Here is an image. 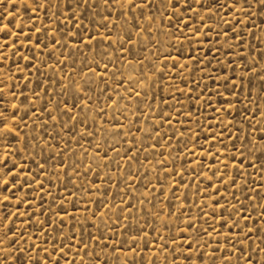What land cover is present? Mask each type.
<instances>
[{"label": "rangeland", "instance_id": "374dc122", "mask_svg": "<svg viewBox=\"0 0 264 264\" xmlns=\"http://www.w3.org/2000/svg\"><path fill=\"white\" fill-rule=\"evenodd\" d=\"M231 2L213 19L207 18V3L202 7L195 0L190 3L198 12L180 5L178 14L161 0L143 8L128 0L0 3V112L15 129L0 136V201L10 197L0 203V235L8 233L3 247L23 233L19 243L12 242L16 249L31 251L26 246L35 243L32 257L39 255L46 264H213L207 256L185 261L184 241L193 240L207 253L227 245L232 264H246L248 253L252 264H264V155L259 150L264 144L254 154L245 149L250 125L264 126V80L259 79L264 76V9L249 0V18L233 14ZM205 22L215 27H204ZM225 76L236 81L227 90ZM229 101L231 114L216 111ZM65 105L76 120L69 119ZM213 133L227 149L209 144ZM256 139L264 140V134ZM209 148L229 164L224 179L230 186L220 187V203L227 208L218 211L228 216L239 205L236 219L244 232L252 229L251 240L239 227L232 244L221 243L216 233L197 237V230L182 231L185 221L195 219L211 232L198 204L203 201L210 213L209 196L216 193L195 163L213 164L210 157L205 160ZM238 149L245 150L243 157ZM241 160L243 175L231 168ZM216 167L226 171L222 163L204 171L211 176ZM233 176L237 185H231ZM243 214L249 220L240 219ZM228 225L216 223L225 234L232 231L231 219ZM56 245L64 248L63 255L52 251ZM132 248L136 251L129 256ZM216 256L215 264H227L223 251Z\"/></svg>", "mask_w": 264, "mask_h": 264}, {"label": "snow or ice", "instance_id": "6c2138e0", "mask_svg": "<svg viewBox=\"0 0 264 264\" xmlns=\"http://www.w3.org/2000/svg\"><path fill=\"white\" fill-rule=\"evenodd\" d=\"M2 2H3V0H0V3H2ZM24 2H25V4H27V0H24ZM37 2H38V6H41L39 4V0H37ZM103 2H104L105 5H109V0H103ZM116 2H117V0H112L113 4H115ZM152 2H153V0H144L143 4L136 5L135 4V0H128V3L133 5L134 7H142V8L143 7H148L149 5L152 4ZM195 2H196V4H199L202 7H203V5L205 3H207V13H208L207 18L208 19H213L217 15V12L225 11L226 10V4H227V0H225L224 3H221L220 0H195ZM80 3L84 4V5H87L89 3V0H80ZM161 3H165L167 7L172 8V10L175 13H177V14L180 12V5L185 7V9H191L192 11H197L198 12L197 9L192 8L190 0H161ZM237 5H240L239 9H237V7H236ZM246 5H249V6L246 7ZM75 6H79V4H77ZM256 6L261 8V9H264V0H256ZM230 7L232 9L233 14L239 12L241 15H248L249 18H251L252 14L249 11V8L251 7V5L249 4V0H232V2L230 4ZM28 10L32 11V9H28ZM219 18L221 20L224 19L223 16H220ZM198 19L204 20V17L198 16ZM225 22L227 23L228 21H225ZM203 26L207 27L209 29L215 27V25H207L206 22H205V24ZM0 30H3V29H0ZM37 31H40V30L38 29ZM197 34H199V29H197L196 31L193 32V35H197ZM25 35H27V34H25ZM204 35L207 36V35H209V33L205 32ZM225 35H227V34L225 33ZM56 43H60V42L56 41ZM88 43L91 44V40H89ZM36 46L40 47V45L38 43H37ZM173 59H175V57ZM104 67L107 68V65H105ZM178 67H179L180 70H183L184 65L180 64V65H178ZM165 68H167V64H165ZM89 71H93L94 72L95 70L90 68ZM156 71L162 73L164 71V69L157 68ZM257 71H259V70L257 69ZM248 74L252 75L251 72H249ZM224 79L229 80V84L225 85V89L226 90L230 87V85L236 83V81L231 80L230 77L225 76ZM259 79L264 80V76H260ZM121 83H122V81H121ZM2 91H3V89H0V92H2ZM179 91L183 92L184 90L180 89ZM217 95H219L221 97V99L224 98L223 93H217ZM135 96L139 97L140 93L139 92H135ZM231 107H232V104H231V101H229V103H228V105L226 107L217 108L216 111L217 112L223 111V112H227V113L231 114L230 113ZM258 107H259V105H258ZM63 108H64V110L67 113H69V119L70 120H76L77 119V116L75 114H71V109H68L66 105L63 106ZM262 111H264V109H262ZM190 115H191V113H189V116ZM53 119H55V117H53ZM250 119L251 118L249 117V120ZM234 123H235L234 121H231V120L228 121V124H234ZM0 124H3V127H0V136L6 138L7 135L15 133V129H13V128H11V127H9L7 125V122L4 119V116H3L2 112H0ZM257 125H259V121H257ZM224 131H227V125L225 126ZM257 134L258 135L259 134H264V126L257 128L256 126L250 125V130H249V132L247 134L248 138H249V141H250V147H249V145H245V149L248 150L250 152V154H254V152L258 148V146L261 145V144H264V140L256 139ZM182 135H183V133H181V136ZM193 135L195 136L197 134L195 132H193ZM229 139H231V137H229ZM213 142L220 143V144H222L224 146L225 149H227V144L224 143L223 138L221 137L220 139H216V134L215 133H213L212 139L209 141V144L212 145ZM234 147H235V145H234ZM259 150H260L261 154L264 155V148H260ZM205 151L207 152V156H205V160H207L210 157L212 159V161H213V164H207V163H204L203 161H196L195 163H198V164L202 165L201 171H200L199 174L202 175L206 180L209 181V183L212 186V190H213V192L216 193V195L215 196H211V195L209 196V199L212 200V204L210 205L212 211L210 213L204 211V207L202 206L203 205V201H201L198 204V207H200V212L202 213L200 219L204 220L205 217H207V220H205V222L208 223L209 228H211V232H209L208 229L199 228V226L197 225L195 219H191V220L185 221L186 227H184L182 229V231L187 233L189 229L197 230V237H200L201 234L206 235L208 237H211L213 233H216L218 237H222L223 238L220 241L221 243H223V240H227L228 244H232L233 243L232 236H233V234L235 232V229L237 227H239L240 228V232L244 234V237L246 239H248V240H251L252 236H250L249 233L252 231V229H249V233L244 232V228L240 227L239 220L236 219L237 215L240 214L239 205H234L233 206L234 211L230 212L228 214V216L221 215L220 211H218V209L219 210H226V208H227V205L220 203V198H221V195H222L220 193V187H221V185L230 186L229 185V181L224 179L225 175H227V170H229V164H228V162L226 160H221L220 159L221 154H220L219 151L212 152L210 150V148L206 149ZM238 151L240 152V156L241 157H243L245 155V150L238 149ZM193 155H196V153L193 152ZM200 155H204V152H201ZM225 155L227 156L228 153H225ZM230 159L235 161L237 159V157H236L235 154H232L230 156ZM216 163L224 164L226 171L225 172H221L220 168L216 167L215 170L212 171L211 176H209L208 172L204 171V169H208L209 171H211L213 166H214V164H216ZM252 166L256 167L257 171L260 170L259 166H257L256 164H253ZM243 167H244V161L243 160H241L238 164H232L231 165V168L235 169L241 175H243V172L241 171L243 169ZM168 171H169V173H171V169H169ZM193 171H195V169H193ZM177 175H180L181 179H183V176H182L181 173H177ZM214 177L219 178V180H220L219 184H216V183L213 182V178ZM4 183L7 184L8 181H4ZM237 183L238 182H237L236 177L233 176L231 178V185H237ZM244 185L247 186V181L244 182ZM40 186L43 187L42 184ZM223 195L226 197L227 193H224ZM233 198L238 199L237 197H235V193H233ZM248 198L250 200H254V197H252V196H249ZM9 199H10V197L5 195L3 197V200L0 201V203H3L4 201H8ZM260 218L264 219V213L261 214ZM2 219H3V217H0V220H2ZM73 219L75 220V216L74 215H73ZM229 219L232 220V226H231L232 227V231L227 233V234H225V233H223L221 231L220 228L216 227V223L218 221L221 224V227H228L229 226L228 225ZM240 219H243V220L247 221V220H249V216L247 214H243V215H240ZM51 221H52V218L49 217V221H48L49 222V226H51ZM36 222L38 224H43L44 223L43 221H39V220H37ZM9 223H11V221H9ZM62 223H63V218H61V224ZM2 227L3 226H0V230H2ZM125 227H127V226H125ZM10 231H11V229H10ZM7 235H8V233H3V235H0V264H4V262L6 260H9V259H11L14 262L18 261V264H46L45 259L43 257H41L39 255H37L35 258L32 257V253L35 252L37 247H38V245L35 244V243L27 244L26 247L30 248L31 251H27L26 252L25 248L16 249L15 245L12 242L15 241V244L19 243L20 238L23 237V233H21L20 237H16V238H13V239L9 240L8 241V247H3L2 245L4 244V237L7 236ZM40 235H43V231H41ZM146 235L147 234L144 233L141 236V238L142 239L145 238ZM158 238L162 240L163 239V235L162 234H158ZM94 239L97 241V243H99V237H95ZM171 239H172V242L175 243L176 240H177V237L176 236H172ZM184 243H186L187 250H188V254L186 256H184V259H185L186 262L203 261L205 259V257L207 256V257L211 258L212 261H213V264H215V260L219 259V257L216 256V252L223 251L224 252V260L227 261V264H232L231 257L228 254L227 245H225L224 249H221L219 246H217L216 248L213 249V252L207 253V252H202L201 251V247L197 246L196 244H194L193 240H186V241H184ZM253 244H255V241H253ZM81 246L82 247H87V245H84L83 242H81ZM208 246L211 247V244H209ZM65 247H67L68 250L71 251V246L70 245H65ZM177 247L181 249V255H183L184 253H183L182 246L181 245H177ZM40 251L44 252L46 250L41 248ZM52 251L53 252H59L62 255L64 254V248L59 247L58 245L54 246ZM135 251H136L135 248L130 249L129 256H131V253H133ZM173 251H175V249ZM235 251L236 250L234 248L233 253H232L233 255H235ZM261 251H264V249H261ZM25 253H27V255H25ZM47 255H48L49 258H51L52 253L49 252ZM77 255H79V253H77ZM244 255H245V253L243 251H241L240 252V256L243 257ZM247 255H248V258H247L246 264H252V259H251L252 254L248 253ZM64 258H66V256ZM94 259L102 261L104 258L96 256V257H94ZM257 264H259V262H257Z\"/></svg>", "mask_w": 264, "mask_h": 264}]
</instances>
